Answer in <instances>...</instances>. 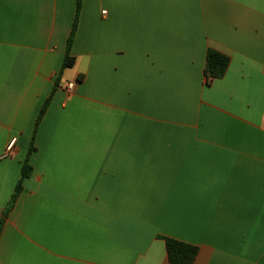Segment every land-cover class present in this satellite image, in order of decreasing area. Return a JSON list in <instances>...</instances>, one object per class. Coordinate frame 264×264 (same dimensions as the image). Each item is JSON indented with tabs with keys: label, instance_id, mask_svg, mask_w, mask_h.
I'll list each match as a JSON object with an SVG mask.
<instances>
[{
	"label": "crops",
	"instance_id": "obj_1",
	"mask_svg": "<svg viewBox=\"0 0 264 264\" xmlns=\"http://www.w3.org/2000/svg\"><path fill=\"white\" fill-rule=\"evenodd\" d=\"M76 8L0 0V264H264V0H82L56 86Z\"/></svg>",
	"mask_w": 264,
	"mask_h": 264
},
{
	"label": "trees",
	"instance_id": "obj_2",
	"mask_svg": "<svg viewBox=\"0 0 264 264\" xmlns=\"http://www.w3.org/2000/svg\"><path fill=\"white\" fill-rule=\"evenodd\" d=\"M81 1L82 0H77L76 15H75V19H74V23H73V27H72L69 39L67 41L66 55L62 63L61 71L57 78L56 86H58L60 77L62 76L63 72L67 69L73 68V66L75 65V58L71 55V47H72L75 33L77 30V26H78L79 13L81 9ZM229 64H230V58L228 56L214 49H208L207 54H206V64L204 68V76H205L207 83H211L213 80L223 78L227 72ZM83 78H84V75H79L78 80L82 81ZM54 91L45 101V103L43 104L40 110L39 117H38L36 127L34 130V134L36 133L38 125L50 104ZM32 140L33 141L31 143L29 155L35 150V148L33 147L34 136ZM28 157L23 166L22 178L17 185V188L15 190V193L12 197L11 202L9 203L6 210L4 211L3 217L0 220V235L2 232L3 225L5 223V220L9 212L11 211L14 203L16 202L19 194L21 193L23 180L28 178L32 172V168L29 165ZM165 243H166L168 259L171 264H193L194 263L198 255V252H199L196 246L187 244L181 241H177L174 239H170V238H165Z\"/></svg>",
	"mask_w": 264,
	"mask_h": 264
},
{
	"label": "built area",
	"instance_id": "obj_3",
	"mask_svg": "<svg viewBox=\"0 0 264 264\" xmlns=\"http://www.w3.org/2000/svg\"><path fill=\"white\" fill-rule=\"evenodd\" d=\"M73 88H74L73 83H72V84H68V89H69V90H72ZM12 149H13V142L10 143V145L8 146V148H7V153L11 152ZM5 156H6V155H5Z\"/></svg>",
	"mask_w": 264,
	"mask_h": 264
}]
</instances>
